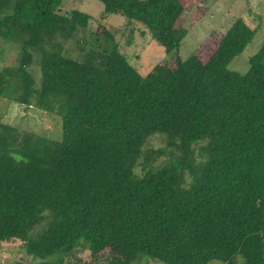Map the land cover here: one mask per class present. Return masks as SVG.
Returning a JSON list of instances; mask_svg holds the SVG:
<instances>
[{"label": "trees", "instance_id": "16d2710c", "mask_svg": "<svg viewBox=\"0 0 264 264\" xmlns=\"http://www.w3.org/2000/svg\"><path fill=\"white\" fill-rule=\"evenodd\" d=\"M97 1L173 66L141 74L94 44L101 63L78 61L64 46L88 14L0 0V52L16 54L0 67V99L60 127L51 139L0 120V245L22 243L28 263L13 264H264V43L242 74L228 68L255 33L241 18L203 62L178 55L177 0ZM155 135L164 147L145 148Z\"/></svg>", "mask_w": 264, "mask_h": 264}, {"label": "rangeland", "instance_id": "374dc122", "mask_svg": "<svg viewBox=\"0 0 264 264\" xmlns=\"http://www.w3.org/2000/svg\"><path fill=\"white\" fill-rule=\"evenodd\" d=\"M177 3L183 9L178 24L186 30L178 50L181 58L195 54L201 61H206L231 23L241 18L255 33L245 49L232 59L228 68L242 74L248 70L249 57L264 43V0H177ZM103 8L102 3L97 0H61V12L77 9L90 16L87 28L78 31L73 39L65 44V55L78 61L100 64L103 55L98 52L103 48L107 51L111 48L124 54L141 74L173 66V52L166 53L143 27L137 24L128 25L118 14L103 13ZM91 44L99 46L98 52L91 54L92 52L88 51ZM15 56L14 50L0 52V67L13 64ZM30 71L33 75L37 71L40 77L37 58L30 66ZM0 120L9 122L20 130L32 131L51 139L60 137L57 117L32 107L24 110L18 104H9L0 99ZM161 147H164V141L159 135L149 138L145 144V148ZM79 244H82V241ZM21 248L22 243L19 240L2 243L0 264H13L18 258L28 263ZM74 255L81 262L89 260V252L82 246H78ZM135 264L162 263L141 257ZM209 264L221 263L212 261ZM236 264H243L240 257H237Z\"/></svg>", "mask_w": 264, "mask_h": 264}]
</instances>
